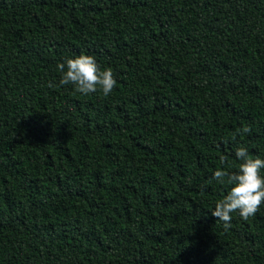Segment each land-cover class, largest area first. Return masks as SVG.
<instances>
[{"label": "trees", "instance_id": "16d2710c", "mask_svg": "<svg viewBox=\"0 0 264 264\" xmlns=\"http://www.w3.org/2000/svg\"><path fill=\"white\" fill-rule=\"evenodd\" d=\"M81 53L109 95L59 84ZM241 146L264 159V0H0V264H264V204L212 215Z\"/></svg>", "mask_w": 264, "mask_h": 264}, {"label": "clouds", "instance_id": "9594fccd", "mask_svg": "<svg viewBox=\"0 0 264 264\" xmlns=\"http://www.w3.org/2000/svg\"><path fill=\"white\" fill-rule=\"evenodd\" d=\"M57 71L61 74L60 85L71 84L75 91L85 95L97 91L99 87L107 96L117 83L110 68L101 70L95 57L85 53L58 62ZM48 86L54 87L51 82ZM250 131V128L244 127L239 134ZM235 155L241 161L237 171L217 168L213 174L215 180L229 186L227 193L212 210V215L222 221L226 228L230 225L232 213L239 212L240 217L247 220L264 204V176L260 174L264 159L251 157L243 146L236 149ZM224 161L225 158L221 157L222 164Z\"/></svg>", "mask_w": 264, "mask_h": 264}]
</instances>
